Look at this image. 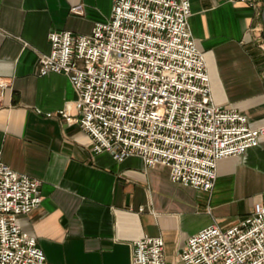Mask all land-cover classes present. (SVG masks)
<instances>
[{
  "label": "crops",
  "instance_id": "0c3cea01",
  "mask_svg": "<svg viewBox=\"0 0 264 264\" xmlns=\"http://www.w3.org/2000/svg\"><path fill=\"white\" fill-rule=\"evenodd\" d=\"M78 4L83 15L70 11ZM112 4L0 0V78L10 82L0 100L2 160L42 182L41 204L19 221L50 262L132 264L133 242L149 235L164 238L165 264H184L180 253L192 234L229 227L264 201V136L245 154L219 161L211 192L175 183L168 167H147L139 156L117 161L95 153L90 135L59 114L68 106L78 116L70 79L40 75L39 55L51 50L50 31L89 34L110 19ZM191 9L215 103L264 126V0H191Z\"/></svg>",
  "mask_w": 264,
  "mask_h": 264
},
{
  "label": "built area",
  "instance_id": "2783aa9c",
  "mask_svg": "<svg viewBox=\"0 0 264 264\" xmlns=\"http://www.w3.org/2000/svg\"><path fill=\"white\" fill-rule=\"evenodd\" d=\"M112 1L110 19L91 33H48L51 50L39 55V73L67 75L77 93L78 116L68 106L59 114L90 135L95 153L117 161L139 156L147 167H168L173 182L211 192L219 161L258 146L264 126L215 103L205 54L190 29L191 0ZM70 11L83 15L85 7ZM9 87L0 78V100ZM41 186L6 164L0 148V264H55L19 221L41 204ZM164 246L162 236L140 237L132 264H165ZM180 260L264 264V201L229 227L192 234Z\"/></svg>",
  "mask_w": 264,
  "mask_h": 264
}]
</instances>
